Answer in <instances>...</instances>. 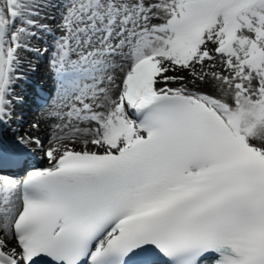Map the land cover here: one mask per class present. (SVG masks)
<instances>
[{
  "label": "snow or ice",
  "instance_id": "obj_1",
  "mask_svg": "<svg viewBox=\"0 0 264 264\" xmlns=\"http://www.w3.org/2000/svg\"><path fill=\"white\" fill-rule=\"evenodd\" d=\"M0 264H264V0H0Z\"/></svg>",
  "mask_w": 264,
  "mask_h": 264
},
{
  "label": "bare ground",
  "instance_id": "obj_2",
  "mask_svg": "<svg viewBox=\"0 0 264 264\" xmlns=\"http://www.w3.org/2000/svg\"><path fill=\"white\" fill-rule=\"evenodd\" d=\"M54 26V25H53ZM40 47H44V45H43V43H40V45H39ZM33 58V59H32ZM34 56L33 57H31V59H30V61H31V66H32V68H34V71L33 70H29V68H28V65L27 64H25V69H26V72L25 73H29V74H31V75H39V73L42 71V69L41 68H43V66L41 65V64H39L36 60H34ZM43 81H42V83H43V85H47V84H49V85H51V86H53V82H52V79H51V74H50V72L48 71V67H47V70L45 71V73L43 74ZM35 76H31V78H30V80L28 81V83H24L23 85H22V88L21 89H19V88H16V92L18 93V94H21L23 91H25V90H27V88H28V84L30 83V84H34V81H35ZM29 84V85H30ZM52 90V88H50V91ZM26 92V91H25ZM21 108H22V106H20V107H18L17 108V112L18 113H20V111H21ZM47 112V111H46ZM46 112H44V113H41L40 115H38V116H31V119H30V121H32V122H39L40 123V125H41V127H40V129L39 130H34V129H31V127H30V125L31 124H28L27 125V129H28V132H33L36 136H38V137H40V139H44L45 141H46V145H47V141H48V138H49V135H50V127H49V125L50 124H52V123H54L53 121H45L44 120V116H45V113ZM29 121V122H30ZM16 126V124L15 123H13V125H12V127H15ZM21 134H23V133H21ZM6 135H8V137H10L11 136V132H9V133H7ZM10 135V136H9ZM37 154V153H36ZM42 158H43V156H42ZM45 161V164L47 165V160L45 159L44 160ZM48 166V165H47Z\"/></svg>",
  "mask_w": 264,
  "mask_h": 264
},
{
  "label": "rangeland",
  "instance_id": "obj_3",
  "mask_svg": "<svg viewBox=\"0 0 264 264\" xmlns=\"http://www.w3.org/2000/svg\"><path fill=\"white\" fill-rule=\"evenodd\" d=\"M50 23H51V22H50ZM30 54L36 56L35 53H26L25 55H26V57H28ZM43 56H44L45 58H47V55H43ZM36 60H37L38 62L42 63L44 66L46 65V63L43 61V59H41V58H36ZM26 78H28V77H26ZM32 90H33V89H32ZM25 126H26V125H23L22 128H21V130H22L23 133H24V132H27Z\"/></svg>",
  "mask_w": 264,
  "mask_h": 264
}]
</instances>
